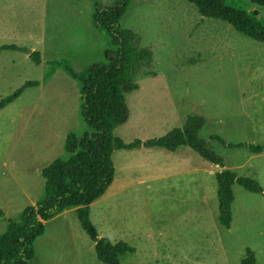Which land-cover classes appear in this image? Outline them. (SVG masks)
I'll return each mask as SVG.
<instances>
[{"label":"rangeland","instance_id":"obj_1","mask_svg":"<svg viewBox=\"0 0 264 264\" xmlns=\"http://www.w3.org/2000/svg\"><path fill=\"white\" fill-rule=\"evenodd\" d=\"M225 4L264 18V5ZM94 11L95 0H0V46L41 55L37 63L23 50L0 51V99L27 81L39 82L0 110V234L9 219L42 197L43 169L67 158L69 133L81 138L88 130L81 83L68 68L80 72L108 63L116 51L95 25ZM121 26L152 50L153 66L138 76L139 89L127 94L128 115L115 135L127 143L145 141L183 126L189 115H203L200 136L225 165L210 163L189 146L115 150V179L90 206L98 235L132 248L119 255L123 264H242L248 250L264 264V194L234 183L226 227L219 219L216 178L231 169L264 188V43L202 16L187 0H130ZM213 135L245 145L228 146ZM35 248L33 264H104L76 208L48 220Z\"/></svg>","mask_w":264,"mask_h":264},{"label":"trees","instance_id":"obj_2","mask_svg":"<svg viewBox=\"0 0 264 264\" xmlns=\"http://www.w3.org/2000/svg\"><path fill=\"white\" fill-rule=\"evenodd\" d=\"M194 3L202 16L220 19L231 24L237 31L264 43V18L258 11L248 12L226 6L225 0H187ZM264 5V0H250ZM130 5V0H118L106 5L95 0L93 20L110 37L115 47V56L108 63L97 62L86 70L69 73L81 83V116L88 130L81 138L70 132L66 139L67 158H57L43 169L44 193L35 204H29L18 219H9L7 230L0 234V264H33L36 258L35 244L46 232V222L62 212L76 208L83 228L95 242L97 257L104 264H123L119 255L132 248L126 242L113 243L100 237L93 226L90 206L100 199L115 179L116 169L113 154L118 149L141 147L165 148L175 151L189 146L202 158L212 164L224 167V157L219 155L200 136L206 118L203 115H189L181 127H175L160 137L145 141L136 139L127 143L115 135L116 128L128 115L127 94L139 89L140 74L153 66V52L141 45L138 34L129 28H122L121 19ZM4 49L23 50L37 63L41 62L39 51L15 44L0 46ZM53 65H60L55 61ZM150 74L156 75L154 71ZM39 84L27 81L12 94L0 99V110L17 99L28 86ZM212 139L228 146H244V143H227L219 135ZM252 151L261 152V145H250ZM220 223L230 227L232 203L235 199L233 185L238 182L251 192L263 193L264 188L256 180L239 176L236 171L223 169L216 174ZM0 215L4 212L0 210ZM242 264H259L254 253L248 250Z\"/></svg>","mask_w":264,"mask_h":264},{"label":"crops","instance_id":"obj_3","mask_svg":"<svg viewBox=\"0 0 264 264\" xmlns=\"http://www.w3.org/2000/svg\"><path fill=\"white\" fill-rule=\"evenodd\" d=\"M108 189H109V188H108ZM107 191H108V190H107ZM107 191H106V192H107Z\"/></svg>","mask_w":264,"mask_h":264}]
</instances>
